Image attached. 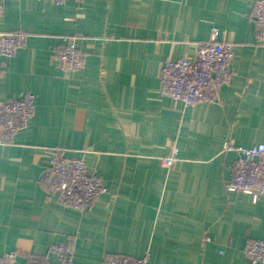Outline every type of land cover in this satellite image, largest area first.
<instances>
[{"label":"crops","instance_id":"1","mask_svg":"<svg viewBox=\"0 0 264 264\" xmlns=\"http://www.w3.org/2000/svg\"><path fill=\"white\" fill-rule=\"evenodd\" d=\"M0 31L27 40L3 59L0 99L35 95L29 126L0 145V255H46L68 242L74 264L115 254L149 264L252 263L264 238V198L226 187L235 150L264 141V46L255 0H2ZM233 44L232 79L218 100L186 106L157 92L167 59L198 41ZM64 35L86 52L64 73ZM84 156L107 192L86 209L60 204L41 178L54 149ZM175 153L173 166L164 159Z\"/></svg>","mask_w":264,"mask_h":264},{"label":"built area","instance_id":"2","mask_svg":"<svg viewBox=\"0 0 264 264\" xmlns=\"http://www.w3.org/2000/svg\"><path fill=\"white\" fill-rule=\"evenodd\" d=\"M2 11L3 2L0 0V13ZM253 13L256 45L264 46V0H255ZM26 40L27 34L23 31H0V76L3 59L14 55ZM234 54L233 44L226 39L219 40L218 31L214 29L210 39L196 43L193 56L165 61L157 92L186 106L216 101L220 88L232 79ZM53 56L60 69L70 73L83 66L86 52L78 47L74 36L64 35L62 41L53 47ZM34 111L35 95L32 92L19 98L0 99V145L14 143L17 133L29 126ZM225 149L236 151L227 189L248 193L254 201L263 199L264 141L249 147L236 146L230 141ZM175 161V153L164 159L167 166H173ZM41 180L48 193L58 196L60 204L80 210L88 208L108 190L97 169L87 166L84 156H67L59 148L54 149L49 157ZM245 252L252 263H263L264 238L248 241ZM0 264H18L17 253L11 251L0 255ZM22 264H74V249L68 242L53 243L48 254L29 253ZM104 264H149V253L140 257L115 254L107 257Z\"/></svg>","mask_w":264,"mask_h":264}]
</instances>
